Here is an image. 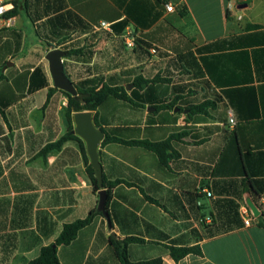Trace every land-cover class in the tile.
I'll return each mask as SVG.
<instances>
[{
  "label": "crops",
  "instance_id": "obj_1",
  "mask_svg": "<svg viewBox=\"0 0 264 264\" xmlns=\"http://www.w3.org/2000/svg\"><path fill=\"white\" fill-rule=\"evenodd\" d=\"M3 4L12 8L0 16V264L37 259L98 210L104 181H121L109 218L59 246L61 264H122L113 241L126 238L145 241L129 245L132 262L264 264V0ZM54 49L77 89L123 87L133 101L111 96L90 111L103 133L100 168L76 113L84 146L73 138L43 153L68 132ZM138 78L149 83L134 87ZM109 138L160 144L161 154ZM171 247L202 254L176 261Z\"/></svg>",
  "mask_w": 264,
  "mask_h": 264
},
{
  "label": "trees",
  "instance_id": "obj_2",
  "mask_svg": "<svg viewBox=\"0 0 264 264\" xmlns=\"http://www.w3.org/2000/svg\"><path fill=\"white\" fill-rule=\"evenodd\" d=\"M159 1L163 3H168L170 0H159ZM121 26L123 30H125L127 27L125 23H122ZM114 28L117 30V26H114ZM68 55H70V52L68 53ZM156 81H158V79H155L152 82H156ZM147 83H149V81L145 80L144 78H138L134 82V87L142 86L143 84L145 85ZM78 90L82 94H89V97L85 99L84 103H82L81 101L76 100L67 92L63 91L69 100L67 107L68 132L59 142L47 146L43 150V153L47 154L53 150L60 149L62 148L64 143H66L69 140H72L73 138L78 139L84 146V141L74 134L73 113H78L82 111H96L105 102V100L111 96L126 102L133 103L132 99L129 97L128 93L126 92V89L123 87H112L107 84H102L100 86V84H97L94 87L88 89L79 87ZM170 107H171L170 105L162 106V108H170ZM202 111H203L202 106H197L191 109L192 113H199ZM108 141H120L128 145H142L152 151H156L161 154L160 144L142 142V141L127 142L115 138H109ZM83 150L85 151V147H83ZM88 173L90 175V179L94 187V190L96 192L99 191L100 189L99 182L98 179L95 177V171L92 168V166L88 168ZM120 183L121 181H115L109 183L104 181L103 187L108 189L107 210L112 197V188ZM102 214H103L102 212L95 210L92 211L86 219L79 220L75 223L66 225L63 232L56 240V242L54 244L44 247L41 250L39 257L35 260L28 262L27 264H61L58 255V247L61 245L71 244L77 238L78 233L83 228L89 226L94 221L97 215H102ZM144 242L145 241L140 238H126L124 240H114L113 246L122 264H163V260L161 258L148 260V261H141V262H132L130 260L128 254L129 245L131 243H144ZM190 254L201 255L202 252L199 247H182V248L171 247V255L176 261H180Z\"/></svg>",
  "mask_w": 264,
  "mask_h": 264
},
{
  "label": "water",
  "instance_id": "obj_3",
  "mask_svg": "<svg viewBox=\"0 0 264 264\" xmlns=\"http://www.w3.org/2000/svg\"><path fill=\"white\" fill-rule=\"evenodd\" d=\"M65 56L66 53L59 49L51 50L47 55V59L50 63L51 75L54 81V87L67 92L76 100L84 103L85 99L89 97V94L80 93L76 85L66 75L63 62V58ZM75 121L77 124L75 132L87 143L88 152L90 154L93 166L100 168L98 145L103 133L95 126L92 113L90 111L76 113ZM107 198V191L102 190L100 192L98 210L102 212L106 218H109V213L107 211Z\"/></svg>",
  "mask_w": 264,
  "mask_h": 264
},
{
  "label": "built area",
  "instance_id": "obj_4",
  "mask_svg": "<svg viewBox=\"0 0 264 264\" xmlns=\"http://www.w3.org/2000/svg\"><path fill=\"white\" fill-rule=\"evenodd\" d=\"M230 7L232 8V5ZM10 8H12V5L11 4H8V5H4L3 4V5H0V16H3L5 13H7L10 10ZM168 10L169 11H173L174 10V7L171 6V5H169L168 6ZM131 42H134V40H132ZM232 122H234V121L232 120ZM242 213H243V216H245L244 219H243L245 226H247V227L251 226L252 220H251V218H249V217L246 216L247 213H248L247 210H243Z\"/></svg>",
  "mask_w": 264,
  "mask_h": 264
},
{
  "label": "rangeland",
  "instance_id": "obj_5",
  "mask_svg": "<svg viewBox=\"0 0 264 264\" xmlns=\"http://www.w3.org/2000/svg\"><path fill=\"white\" fill-rule=\"evenodd\" d=\"M173 1H175V0H173ZM74 124H75V127L77 128V124H76L75 118H74ZM76 128H75V130H76Z\"/></svg>",
  "mask_w": 264,
  "mask_h": 264
},
{
  "label": "bare ground",
  "instance_id": "obj_6",
  "mask_svg": "<svg viewBox=\"0 0 264 264\" xmlns=\"http://www.w3.org/2000/svg\"><path fill=\"white\" fill-rule=\"evenodd\" d=\"M81 135V134H80ZM82 136V135H81ZM83 137V136H82ZM84 138V137H83Z\"/></svg>",
  "mask_w": 264,
  "mask_h": 264
}]
</instances>
